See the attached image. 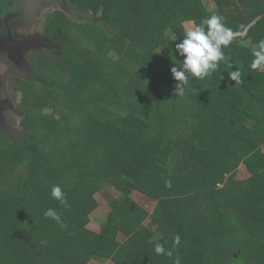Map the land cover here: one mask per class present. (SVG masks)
<instances>
[{"label": "trees", "instance_id": "obj_1", "mask_svg": "<svg viewBox=\"0 0 264 264\" xmlns=\"http://www.w3.org/2000/svg\"><path fill=\"white\" fill-rule=\"evenodd\" d=\"M100 1L108 8L86 21L47 12L42 34L59 46L58 68L15 79L20 129H0V143L19 170L10 192L0 167V264H264V67L250 68L252 45L264 39V0ZM87 3L75 8L84 13ZM134 7L157 14L155 33L101 53L104 27L124 25L121 14ZM213 12L238 33L224 49L230 67L222 62L177 94L171 56L183 59L175 50L183 23ZM73 31L91 60L77 56ZM236 67L241 84L228 76ZM167 161L165 173L151 168ZM241 166L247 178H238ZM57 184L66 205L51 196ZM99 189L114 194L95 232L87 224ZM132 191L154 201L150 212ZM48 208L63 227L44 216ZM158 239L172 256L154 252Z\"/></svg>", "mask_w": 264, "mask_h": 264}, {"label": "rangeland", "instance_id": "obj_2", "mask_svg": "<svg viewBox=\"0 0 264 264\" xmlns=\"http://www.w3.org/2000/svg\"><path fill=\"white\" fill-rule=\"evenodd\" d=\"M8 1L11 2L12 7L17 8L19 16L16 19L14 17L10 22L12 36L15 39L13 41L8 40L6 37L0 16V129L5 132L16 133L20 129L22 113L19 105L20 93L16 90L15 79L27 80L32 73H42V75L46 76L45 67L48 71L54 69L55 66L58 68L56 59L59 53V46L42 34L47 12L59 9L64 11L72 20L74 18L77 19L78 15L76 22H80L79 18H84L86 21L88 19L87 16L94 15L100 8H108V6L104 7L100 0H88L87 9L83 13L75 8L79 0ZM75 15L76 17H74ZM121 15L124 16L122 18L124 25L120 24L119 28L114 25L104 27V34L101 39V53L112 54L114 51L122 53L129 45L135 42H147V36L153 35L156 31L154 23L151 25V22H153V18L157 14L153 13L152 15L145 8L143 11L134 7V9H130L127 13ZM191 23L192 21L183 23L184 32ZM75 33V31L72 32V47L75 49L77 56H83V59L91 60L90 55L85 53L82 47H79L81 39L76 38L74 36ZM247 44L249 45L248 42ZM254 46L255 44L252 45V47ZM58 73L63 72L58 70ZM37 92L41 91L37 90ZM43 102L44 100L41 103ZM87 106L95 107V105L90 103ZM5 148L6 142L0 143V167L5 170L4 180L6 181V188L12 192V175L19 169L14 167V158L6 153ZM167 153L168 150H166ZM166 163L168 164L164 166H162L163 164H154L151 168L165 173L170 162L167 161ZM238 172L237 176L239 179L249 176L244 166H241ZM113 194V192L109 193L101 189L96 190L94 197L98 206L90 213V221L87 224V228L95 232L101 230L109 210L107 199ZM130 197L148 212L153 208L154 201L138 191H132ZM118 239L121 240L120 235ZM88 264L115 263L109 259L99 258L91 260Z\"/></svg>", "mask_w": 264, "mask_h": 264}, {"label": "clouds", "instance_id": "obj_3", "mask_svg": "<svg viewBox=\"0 0 264 264\" xmlns=\"http://www.w3.org/2000/svg\"><path fill=\"white\" fill-rule=\"evenodd\" d=\"M243 27V26H241ZM238 35L232 28L226 26L222 16L213 12L210 16L203 18L199 24L192 22L189 24L183 34V38L175 45L176 54L183 57L182 60L176 59V56H171L173 65L170 72L178 83L175 86L177 94L182 95L188 86L189 80L195 78L204 80L211 78L213 73L217 72L222 62H227L228 69L230 67V58L226 57L224 49L228 48ZM177 36L173 35L170 41L176 40ZM247 43V41H244ZM252 60L250 68L258 70L264 67V39L256 41L255 46L251 48ZM229 78L236 84H241L242 72L237 67L235 70L228 71ZM167 187H171V181H165ZM51 196L66 205L65 193L60 185H53ZM45 217H50L61 223L60 214L52 208H48L44 212ZM180 236H173V244L179 246ZM164 243L159 242V239L154 244V252L157 255L172 256V251L166 249ZM175 264H180L179 258Z\"/></svg>", "mask_w": 264, "mask_h": 264}, {"label": "flooded vegetation", "instance_id": "obj_4", "mask_svg": "<svg viewBox=\"0 0 264 264\" xmlns=\"http://www.w3.org/2000/svg\"><path fill=\"white\" fill-rule=\"evenodd\" d=\"M7 2L9 3V8H7V10H3V7H2L3 5L2 3L0 4V16L2 18V26H3L4 32L6 33V37L8 38V40L13 41L15 39L12 36L10 22L13 20L14 17L16 19L19 16V12L17 8H15L14 6L12 7L10 1L7 0Z\"/></svg>", "mask_w": 264, "mask_h": 264}, {"label": "water", "instance_id": "obj_5", "mask_svg": "<svg viewBox=\"0 0 264 264\" xmlns=\"http://www.w3.org/2000/svg\"><path fill=\"white\" fill-rule=\"evenodd\" d=\"M263 13H264V11H263ZM263 13H262L259 17H261V16L263 15ZM259 17H258V18H259Z\"/></svg>", "mask_w": 264, "mask_h": 264}, {"label": "crops", "instance_id": "obj_6", "mask_svg": "<svg viewBox=\"0 0 264 264\" xmlns=\"http://www.w3.org/2000/svg\"><path fill=\"white\" fill-rule=\"evenodd\" d=\"M263 151H264V147H263Z\"/></svg>", "mask_w": 264, "mask_h": 264}]
</instances>
